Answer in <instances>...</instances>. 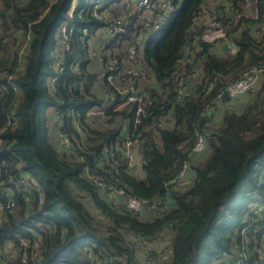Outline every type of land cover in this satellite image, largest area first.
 Returning a JSON list of instances; mask_svg holds the SVG:
<instances>
[{
	"label": "trees",
	"instance_id": "obj_1",
	"mask_svg": "<svg viewBox=\"0 0 264 264\" xmlns=\"http://www.w3.org/2000/svg\"><path fill=\"white\" fill-rule=\"evenodd\" d=\"M207 1L173 0L167 23L148 31L141 21L153 15L135 9V0H2L0 201L10 190L15 206L3 214L0 245L15 256L0 264H147L137 242L165 234L168 251L158 264H264V73L254 92L218 98L245 72L264 67V0H252L248 8L243 0H219L206 8L226 28L234 52L201 40L205 24L194 17ZM121 12L129 17L125 32L102 43V50L104 61H125L136 40L132 31L140 35L137 66L151 83L138 82L149 112L138 123L134 105L110 108L105 62H97L88 46L109 16ZM19 56L23 67L16 70ZM179 75L193 80L176 101ZM98 110L105 117L92 114ZM59 128L73 138L80 158L59 146ZM126 129L142 140L140 171L129 170L122 152L100 165L106 145L118 142L122 149ZM198 132L205 149L193 155ZM184 163L192 179L180 186ZM86 167L110 189L89 180ZM22 177L38 183L42 203L34 189L14 185ZM119 189L123 194L115 193ZM127 197L168 205L156 215L133 214ZM23 238L26 247L20 246Z\"/></svg>",
	"mask_w": 264,
	"mask_h": 264
},
{
	"label": "built area",
	"instance_id": "obj_2",
	"mask_svg": "<svg viewBox=\"0 0 264 264\" xmlns=\"http://www.w3.org/2000/svg\"><path fill=\"white\" fill-rule=\"evenodd\" d=\"M245 6L251 5L252 0H243ZM219 2V0H208L206 2V5H204L203 13L197 15L194 17V22L196 21H203L205 26L204 30L201 34V40L212 44L214 46H222L223 44L228 45L230 47L231 52H234V49L231 48V42L227 41V31L226 28L220 23V21L214 16V13H209L206 8L213 7L215 3ZM2 0H0V6H1ZM134 7L139 11H147L150 14H152V17H148L146 19H143L141 21V27L144 30L148 31H157L160 30L168 20V17L170 16L171 12L174 9L173 6V0H135L133 2ZM169 13V15H167ZM111 18L113 17L110 15ZM129 22V17L126 16L122 21L120 19H112L107 26V35L108 40H106L105 44H110L111 42L118 40L121 38L122 33L125 32V24ZM63 32L65 30L62 29ZM132 36L136 39L135 42H133L127 52V59L125 61H119L117 59H112L110 61H104L105 52L102 50L104 48V45L102 48H99L102 61L105 62L106 67V82L107 85L104 87V92L106 94V97L109 98L112 103L110 104V108H112L113 111H117L122 109L126 106H132L134 105V111L132 114V117L134 119L135 123H138L141 119V117H145L149 115V112L146 108V91L140 90L138 86L139 80H144L145 83H151L149 76L142 71L138 66V43L140 39V35L136 32L134 33L132 31ZM3 37L2 34H0V39ZM5 39H1V42H4ZM13 42H15L14 39H12ZM229 42V43H228ZM228 43V44H227ZM29 45V35H27V40L23 43L22 49H26ZM63 48L68 49V42L65 46H62ZM21 54V52H19ZM107 54V53H106ZM19 55V54H18ZM18 57L16 70H20L23 67L22 60ZM124 73V76L120 78L121 80H125V84L123 85L120 81H118L116 78L118 74ZM191 76H195V67L192 68L190 72ZM264 73V67H255L250 69L249 71L245 72L244 75L238 79L235 82L230 83L223 92L218 94V98H223V94L227 93L228 97L230 98H238L241 97L244 94L252 93L254 92L256 86L259 83V80ZM189 75V74H188ZM11 76H9V79ZM117 80V81H116ZM187 80L185 76L179 75L177 78V86L175 89V100L180 101L183 99L184 96L188 93V86ZM14 93L17 97L18 91L15 86H13ZM121 97V101L117 102V98ZM208 110L215 111V108H208ZM100 114L103 117L105 115L103 114L102 110L93 111L92 114ZM56 119L60 122L59 125L61 126L63 120L61 115L56 112L55 113ZM105 125H108V118H104ZM211 126V121L205 123L204 128H209ZM76 130L78 134H80L82 137L85 136L84 130L80 127V125H76ZM57 140L59 142V146H61L63 149H65L69 154L73 155L75 158H80L76 154L75 148L73 146V138L69 137L61 128H59L56 132ZM123 140V147L122 149H119L118 142L115 143V145H106L104 147V157L99 158L98 163L100 165L106 164L108 160L112 159L115 161V153L122 152L124 154V157L126 158V161L128 163V168L130 171L133 169L135 171H140L142 165L145 163V161H142L137 154V146L142 141L140 137L134 136L129 129H126L124 132V136L122 138ZM205 149V138L204 134L202 132L196 133L195 141L192 146L191 152L193 155L199 154L203 152ZM189 174L188 167L186 163H184L182 170L180 171L179 175L177 176V184L180 186H184L187 184V175ZM84 175L91 180L93 183L101 187L103 190L110 189L107 187L106 183L101 180V178L93 173H91L90 169L86 167L84 169ZM173 181V180H172ZM171 181V182H172ZM16 186H24L27 189H34L37 192V200L39 203H42L43 198L38 186V183L31 178L22 177L21 179L15 181ZM10 191V190H9ZM5 193V199L4 201H0V228L3 223V214L4 213H12L14 210V199L11 194ZM113 192L112 190H110ZM114 193V192H113ZM116 194H123V190L119 189L115 192ZM23 199L25 203H28L30 200L29 195L26 193L23 196ZM125 206L133 213V214H142V213H148L151 215L159 214L164 207H167L168 202L167 201H158L155 203H148L144 200L138 199L136 197H127L124 201ZM100 218H103L102 215L99 216ZM159 243V240L150 242V241H143L140 239L137 242V246L139 247L140 251L141 248H143V251L146 255V258L144 261L148 263L149 257H153V259L157 260L154 264L161 263L163 259V254L168 251L167 250V243H162V247L157 248V245ZM28 242L23 238L20 241V246L26 247ZM38 241H35L33 247L38 246ZM258 252H260V249H258ZM142 253V252H141ZM15 256V252L11 248H3L2 245H0V260L5 262L9 259H13ZM24 261V260H23ZM233 264H242L241 260L238 259Z\"/></svg>",
	"mask_w": 264,
	"mask_h": 264
},
{
	"label": "rangeland",
	"instance_id": "obj_3",
	"mask_svg": "<svg viewBox=\"0 0 264 264\" xmlns=\"http://www.w3.org/2000/svg\"><path fill=\"white\" fill-rule=\"evenodd\" d=\"M249 6H246V8H248ZM112 16H113L112 18H111V16H109V22L112 19H116V18L117 19H120L122 21L126 17V13L121 12L120 14H112ZM62 29L66 31V29L64 27ZM106 30H107V27H105V29L98 30L97 31V34L91 40H89V42H88L89 50L91 51L92 56L97 60V62H101L102 61V59H100L102 56L100 54L99 48H102V43H104V42H106V40H108V35H107V31ZM67 41L68 40L66 38H64L63 41L61 42L62 43V46H65L67 44ZM64 49L66 50V48H64ZM108 55H109V53H108ZM143 82H145V81L143 80ZM104 106H106V104ZM107 107H108V105L105 108H107ZM167 238H168V234H165L164 235V238H162L161 240H159V243L157 241V243H158L157 248H160L161 249L162 243H165L166 244ZM141 252H142L143 259H145L146 258V255H145V253L143 251V248H141ZM148 260H149L148 263L146 261H145V263H147V264H154L155 262H157V260L153 259V257H149Z\"/></svg>",
	"mask_w": 264,
	"mask_h": 264
},
{
	"label": "water",
	"instance_id": "obj_4",
	"mask_svg": "<svg viewBox=\"0 0 264 264\" xmlns=\"http://www.w3.org/2000/svg\"><path fill=\"white\" fill-rule=\"evenodd\" d=\"M212 14V13H211ZM217 14H218V16L219 17H221L222 15H223V13H222V11H218L217 12ZM167 15H169V13H167ZM235 44L234 43H231V48H233L234 50H235ZM222 49L223 50H230V47L228 46V45H225V44H223L222 45ZM228 97V95H227V93H224L223 94V98H227ZM152 151H150V153H151Z\"/></svg>",
	"mask_w": 264,
	"mask_h": 264
},
{
	"label": "crops",
	"instance_id": "obj_5",
	"mask_svg": "<svg viewBox=\"0 0 264 264\" xmlns=\"http://www.w3.org/2000/svg\"><path fill=\"white\" fill-rule=\"evenodd\" d=\"M228 44V43H227ZM198 75H200V70H199V68H198V70H197V76ZM190 78V77H189ZM189 78L187 79V81L189 80ZM190 80H193L192 78H190ZM141 81V80H140ZM145 83V82H144ZM243 97V96H242ZM217 115V114H216ZM191 179H192V173L191 172H189V174L187 175V182L189 183L190 181H191Z\"/></svg>",
	"mask_w": 264,
	"mask_h": 264
}]
</instances>
